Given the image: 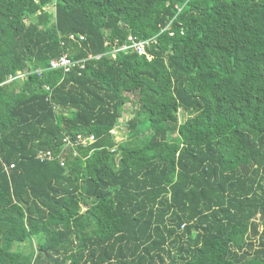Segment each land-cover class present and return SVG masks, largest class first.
<instances>
[{"label":"trees","instance_id":"obj_1","mask_svg":"<svg viewBox=\"0 0 264 264\" xmlns=\"http://www.w3.org/2000/svg\"><path fill=\"white\" fill-rule=\"evenodd\" d=\"M0 264H264V0H0Z\"/></svg>","mask_w":264,"mask_h":264},{"label":"built area","instance_id":"obj_2","mask_svg":"<svg viewBox=\"0 0 264 264\" xmlns=\"http://www.w3.org/2000/svg\"><path fill=\"white\" fill-rule=\"evenodd\" d=\"M131 47H133L134 49H136L140 53H143L144 52V44H142V43H140V44H137V43L136 44H133ZM123 48H130V46L127 45V46H124ZM72 63L73 62L70 59H68L66 56H64L59 61H53L52 66L55 67V68L56 67H67L69 65H72ZM94 140H95V138H94L93 135L92 136H89L86 139H82V141L84 143H86L87 141L92 142ZM48 156H49V153H47V154H45V153H39L37 157L40 160H43L44 161ZM11 167H13V165Z\"/></svg>","mask_w":264,"mask_h":264},{"label":"rangeland","instance_id":"obj_3","mask_svg":"<svg viewBox=\"0 0 264 264\" xmlns=\"http://www.w3.org/2000/svg\"><path fill=\"white\" fill-rule=\"evenodd\" d=\"M50 9L52 10L53 9V7L50 5ZM113 52H115V51H113ZM20 74H21V77L22 78H25V76H26V74L25 73H21V72H19ZM22 80V79H21ZM129 105V108H131L130 106H131V104H128ZM187 116V114H185L184 112H181L180 113V115H179V117H180V120H183L185 117ZM122 120V119H121ZM118 127H119V133H117L116 131H114V133H115V135H116V141L117 142H121V141H123V142H125V141H127V139H128V131H129V129H128V126L125 124V122H123V123H119L118 124ZM86 208L85 207H83V211L85 210Z\"/></svg>","mask_w":264,"mask_h":264},{"label":"clouds","instance_id":"obj_4","mask_svg":"<svg viewBox=\"0 0 264 264\" xmlns=\"http://www.w3.org/2000/svg\"><path fill=\"white\" fill-rule=\"evenodd\" d=\"M19 77H21V74H20V76ZM38 158V157H37ZM39 159V158H38Z\"/></svg>","mask_w":264,"mask_h":264}]
</instances>
